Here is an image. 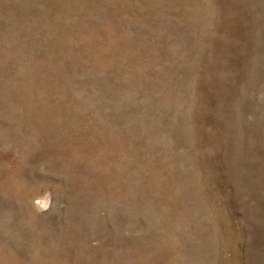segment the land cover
<instances>
[{"label":"rangeland","instance_id":"obj_1","mask_svg":"<svg viewBox=\"0 0 264 264\" xmlns=\"http://www.w3.org/2000/svg\"><path fill=\"white\" fill-rule=\"evenodd\" d=\"M0 264H264V0H0Z\"/></svg>","mask_w":264,"mask_h":264}]
</instances>
